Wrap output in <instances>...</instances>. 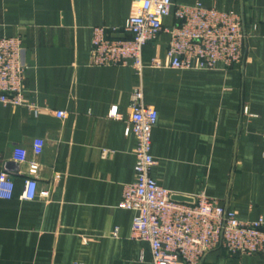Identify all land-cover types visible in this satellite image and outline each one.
Returning a JSON list of instances; mask_svg holds the SVG:
<instances>
[{
	"label": "crops",
	"instance_id": "0c3cea01",
	"mask_svg": "<svg viewBox=\"0 0 264 264\" xmlns=\"http://www.w3.org/2000/svg\"><path fill=\"white\" fill-rule=\"evenodd\" d=\"M140 1L0 0V36L23 38L27 96L40 109L0 103V174L14 182L13 196L0 198V264H153L150 245L131 238L134 212L119 207L135 179L136 137L125 129L140 86L158 111L152 177L174 195L204 193L241 221L264 219V0H198L241 15L247 37L239 65L151 67L153 57L167 62L165 31L144 47L140 77L127 67L91 65L94 28L124 35ZM111 108L122 118H110ZM37 138L45 140L40 156ZM22 150L38 162L36 175L14 159ZM34 176L48 197L23 199ZM203 264L264 259L216 249Z\"/></svg>",
	"mask_w": 264,
	"mask_h": 264
},
{
	"label": "built area",
	"instance_id": "2783aa9c",
	"mask_svg": "<svg viewBox=\"0 0 264 264\" xmlns=\"http://www.w3.org/2000/svg\"><path fill=\"white\" fill-rule=\"evenodd\" d=\"M174 17L175 23L165 25L164 18ZM162 31L170 35L166 51L167 62L153 57L151 67L185 70L215 69L219 63L233 67L244 59L246 33L243 20L233 10L223 11L195 3H175L173 0H141L136 13L130 15L123 28L97 26L93 30L90 64L121 66L142 75L146 67L143 49L155 42ZM126 34V35H125ZM21 36H0V103L13 108L26 105L38 115L39 106L27 96L25 77L28 65L23 59ZM144 88L132 94V114L125 134L136 137L135 179L124 187L120 208L134 212L131 238L150 245L153 264H203L206 255L223 249L229 255H260L264 259V219L241 221L235 210L227 209L218 200L204 193L195 195L192 202L173 199V193L160 185L151 175L157 164L152 154L153 129L158 111L144 101ZM245 113L249 114L248 107ZM58 117L65 112L57 111ZM110 118L121 119L116 108ZM45 140L34 139L33 152L40 156ZM18 162H27L32 175L39 164L30 160L26 151L14 154ZM12 177L0 174V198H11ZM48 192H39L36 176L25 182L23 199L33 200Z\"/></svg>",
	"mask_w": 264,
	"mask_h": 264
},
{
	"label": "water",
	"instance_id": "95a60500",
	"mask_svg": "<svg viewBox=\"0 0 264 264\" xmlns=\"http://www.w3.org/2000/svg\"><path fill=\"white\" fill-rule=\"evenodd\" d=\"M173 199L181 202H192L193 198L192 197H187L184 195H173Z\"/></svg>",
	"mask_w": 264,
	"mask_h": 264
},
{
	"label": "rangeland",
	"instance_id": "374dc122",
	"mask_svg": "<svg viewBox=\"0 0 264 264\" xmlns=\"http://www.w3.org/2000/svg\"><path fill=\"white\" fill-rule=\"evenodd\" d=\"M216 250V249H215ZM226 252V251H225Z\"/></svg>",
	"mask_w": 264,
	"mask_h": 264
}]
</instances>
